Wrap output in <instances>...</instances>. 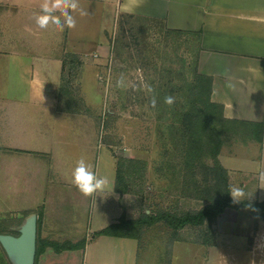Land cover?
Segmentation results:
<instances>
[{
  "label": "crops",
  "instance_id": "crops-1",
  "mask_svg": "<svg viewBox=\"0 0 264 264\" xmlns=\"http://www.w3.org/2000/svg\"><path fill=\"white\" fill-rule=\"evenodd\" d=\"M41 2L0 0V216L41 215L35 264L148 262L139 256L141 238L93 236L125 216L127 193L117 190L118 156L103 143L101 121L63 103L68 59L85 71L108 59L125 13L157 12L169 28L198 32L199 71L211 77V99L232 123L220 131L217 158L229 187L244 188V200L264 199L257 172L264 170V0H79L87 15L73 13L76 27L62 32L35 23ZM82 156L110 181L93 197L72 183ZM81 239L85 246H63ZM7 256L0 264H10Z\"/></svg>",
  "mask_w": 264,
  "mask_h": 264
},
{
  "label": "rangeland",
  "instance_id": "rangeland-1",
  "mask_svg": "<svg viewBox=\"0 0 264 264\" xmlns=\"http://www.w3.org/2000/svg\"><path fill=\"white\" fill-rule=\"evenodd\" d=\"M109 40L108 59L86 71L68 59L63 103L73 101L101 121L103 143L120 161L124 215L160 208L182 213L226 195L227 176L209 129L197 125L189 133L183 115L187 82L199 70L198 32L169 28L162 15L140 9L121 15ZM121 74L127 89L117 87ZM169 95L171 106L164 103ZM231 124L222 119L219 130ZM27 216H0V232L18 234ZM139 246V256L149 255L145 264H264V220H253L246 207H227L213 220L180 229L160 220L144 228ZM1 255L7 253L0 242Z\"/></svg>",
  "mask_w": 264,
  "mask_h": 264
},
{
  "label": "trees",
  "instance_id": "trees-1",
  "mask_svg": "<svg viewBox=\"0 0 264 264\" xmlns=\"http://www.w3.org/2000/svg\"><path fill=\"white\" fill-rule=\"evenodd\" d=\"M191 76L192 81H188L186 85L188 86L186 96L188 108L183 112L184 119L188 125V132L192 133V128L197 125H203L208 128L217 153L219 152L218 150L222 143L221 132L218 127L220 120L223 118L222 106L211 99L212 80L210 76L201 73L196 68L193 70ZM220 166L227 176L226 169L222 165ZM121 178V167L118 157L116 187L118 191L126 192V189L122 187ZM226 181L228 185L227 194L213 200L199 209L188 210L182 213H176L165 208H160L156 211L145 210L135 218H126V216H123L118 222L111 223L110 225L95 231L93 236L100 234H117L140 239L146 226L152 225L160 220H164L172 228L180 229L188 224L200 225L206 220H213L227 207H233L236 209L246 207L250 210L256 220H264V199L243 200L236 203L233 201L229 192L228 176L226 177ZM38 221L40 223L41 215L39 216ZM85 244L86 239H81L77 243L69 242L65 243L63 246L75 248L78 245L85 246Z\"/></svg>",
  "mask_w": 264,
  "mask_h": 264
},
{
  "label": "clouds",
  "instance_id": "clouds-1",
  "mask_svg": "<svg viewBox=\"0 0 264 264\" xmlns=\"http://www.w3.org/2000/svg\"><path fill=\"white\" fill-rule=\"evenodd\" d=\"M77 11L80 15H87L80 8L79 0H42L40 3V14L34 17L35 23L40 29H49L54 27L59 31H64L65 27L74 29L77 25V20L73 13ZM127 11V9H122ZM128 83L126 77L121 74L117 80V87L127 89ZM229 88H234V84L229 81L226 85ZM147 92H153L151 86L143 85ZM164 103L171 106L175 103V97L169 95L164 98ZM153 108L157 105L156 97L153 96L151 100ZM259 184L264 188V170L257 169ZM72 183L85 197H93L97 193L106 191L109 187L110 181L108 177L101 176L94 170L93 165L82 156L76 163V167L72 172ZM229 192L233 201L238 203L243 201L246 197L244 188L237 186H230Z\"/></svg>",
  "mask_w": 264,
  "mask_h": 264
},
{
  "label": "water",
  "instance_id": "water-1",
  "mask_svg": "<svg viewBox=\"0 0 264 264\" xmlns=\"http://www.w3.org/2000/svg\"><path fill=\"white\" fill-rule=\"evenodd\" d=\"M37 216L32 214L18 234L0 232V242L16 264H35L37 253Z\"/></svg>",
  "mask_w": 264,
  "mask_h": 264
}]
</instances>
